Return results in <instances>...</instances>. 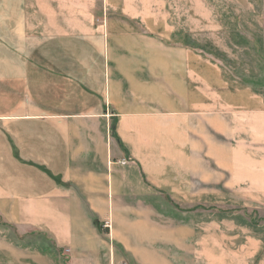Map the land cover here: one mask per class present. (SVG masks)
<instances>
[{"label": "crops", "instance_id": "crops-1", "mask_svg": "<svg viewBox=\"0 0 264 264\" xmlns=\"http://www.w3.org/2000/svg\"><path fill=\"white\" fill-rule=\"evenodd\" d=\"M200 1L0 0V264H264V68Z\"/></svg>", "mask_w": 264, "mask_h": 264}, {"label": "rangeland", "instance_id": "rangeland-1", "mask_svg": "<svg viewBox=\"0 0 264 264\" xmlns=\"http://www.w3.org/2000/svg\"><path fill=\"white\" fill-rule=\"evenodd\" d=\"M192 7L185 0V9ZM200 11L202 54H214L218 73L233 89L241 87L242 74L256 78L264 68V0H201ZM187 21L186 41L193 33Z\"/></svg>", "mask_w": 264, "mask_h": 264}, {"label": "built area", "instance_id": "built-area-1", "mask_svg": "<svg viewBox=\"0 0 264 264\" xmlns=\"http://www.w3.org/2000/svg\"><path fill=\"white\" fill-rule=\"evenodd\" d=\"M128 163V161L127 160H122L121 162H120V164H122V165H125V164H127ZM105 227H110V224L109 223H106L105 224Z\"/></svg>", "mask_w": 264, "mask_h": 264}]
</instances>
